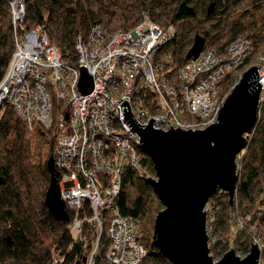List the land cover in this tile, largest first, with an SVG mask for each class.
<instances>
[{
    "label": "built area",
    "instance_id": "2783aa9c",
    "mask_svg": "<svg viewBox=\"0 0 264 264\" xmlns=\"http://www.w3.org/2000/svg\"><path fill=\"white\" fill-rule=\"evenodd\" d=\"M10 3L17 27L25 3ZM144 14L129 29L92 24L86 37L76 39V64L64 59L43 24L17 30L15 50L0 82V106L10 103L29 132L40 125L54 138L52 156L59 171L61 197L74 213L72 235L86 239L87 225L96 229L92 252L85 256L87 264H94L105 222L109 236L106 264H139L147 253L140 239L139 218L122 213L115 202L124 169L139 166L142 157L140 134L124 121L122 101L128 100L140 124H148L150 117H155L153 127L162 130L171 125L204 128L217 120L227 93L239 82L240 76L234 73L249 65L245 59L254 51L251 40L245 37L236 38L222 50L203 47L196 58L179 67L178 83L170 84L165 74H158L155 55L174 33V26L159 25ZM254 64L262 83L261 100L264 53ZM81 68L93 78L89 92L80 90ZM226 73L231 77L224 94L222 79ZM54 97L69 110L61 109L54 116ZM206 209L209 215L214 213L209 201Z\"/></svg>",
    "mask_w": 264,
    "mask_h": 264
},
{
    "label": "trees",
    "instance_id": "16d2710c",
    "mask_svg": "<svg viewBox=\"0 0 264 264\" xmlns=\"http://www.w3.org/2000/svg\"><path fill=\"white\" fill-rule=\"evenodd\" d=\"M23 1L25 13L21 25L15 27L11 0H0V82L15 50L17 30L43 24L64 59L76 64V39L86 37L92 24L129 29L142 20L144 12L154 23L174 26V33L155 55L158 74H165L170 84L178 83L179 67L189 60L187 50L196 34L204 37L205 48L222 50L236 38L245 37L251 40L254 53H264V0ZM230 77V73L224 75L222 89ZM53 103L54 116L61 109L69 110L56 97ZM181 106L185 108L183 101ZM31 133L43 137L49 147L41 145L35 152ZM246 135L247 144L236 155L238 177L232 210L224 190L209 199L214 212L212 220L207 217L212 229L209 247L214 258L232 246L245 255L251 241H256L259 262L264 264V97L257 122ZM53 145L54 138L46 129L39 125L29 132L10 103L0 106V264H87L85 256L96 242L95 227L88 224L86 239H75L70 229L74 213L69 206L65 205L68 216L57 219L45 203L51 177L46 156H52ZM139 150L140 165L126 166L115 202L122 213L139 218L140 239L147 248L139 264H172L153 243L154 219L163 204L148 178L156 175L153 161L142 147ZM108 243L105 222L94 264H106Z\"/></svg>",
    "mask_w": 264,
    "mask_h": 264
},
{
    "label": "water",
    "instance_id": "95a60500",
    "mask_svg": "<svg viewBox=\"0 0 264 264\" xmlns=\"http://www.w3.org/2000/svg\"><path fill=\"white\" fill-rule=\"evenodd\" d=\"M213 8L210 4L208 11ZM205 39L196 34L187 50L196 58ZM255 64L244 70L220 108L217 120L204 128L183 129L172 125L168 130L140 124L131 112L128 100L122 104L124 121L140 134L143 150L153 161L156 177H148L163 208L154 221L153 243L172 264H258L260 246L256 241L245 255L234 247L219 259L210 253L205 206L218 190L228 192L230 209L234 205L237 182L236 155L246 146L247 135L256 124L262 83ZM82 92L93 88V78L81 68ZM68 116V115H67ZM51 172L45 203L57 218L68 216L61 197L53 156L47 159Z\"/></svg>",
    "mask_w": 264,
    "mask_h": 264
},
{
    "label": "rangeland",
    "instance_id": "374dc122",
    "mask_svg": "<svg viewBox=\"0 0 264 264\" xmlns=\"http://www.w3.org/2000/svg\"><path fill=\"white\" fill-rule=\"evenodd\" d=\"M145 14L143 13V16H144ZM111 29H117V28H114V27H112ZM194 41V40H193ZM192 44H193V42H192ZM261 54H263V52L262 53H254V51L251 53V56H250V58H248L249 59V61L248 62H246V64H249V65H253L254 64V62H256V61H258V59H259V57L261 56ZM251 62V63H250ZM249 65L247 66V65H245V67H243L242 69H240V70H238L236 73H234V75H239L240 76V78H241V76H242V73L244 72V70L246 69V68H248L249 67ZM256 65V64H255ZM240 80V79H239ZM230 85V84H229ZM229 85H227V86H225V89L223 90V93L224 94H226V92L228 91V89H229ZM233 89V88H232ZM232 89L227 93V95H226V98H227V96L229 95V93L232 91ZM225 98V99H226ZM224 102H225V100H224ZM30 136H31V138H32V140L34 141L33 143H34V150H35V152H37V150H39V147H41V145L42 146H44L45 148H48L49 146H46V142L44 143V138L43 137H41V136H39V135H36V134H29ZM46 141V140H45ZM48 144V143H47ZM43 151H45V150H43ZM47 157H50L49 156V154L46 156V158ZM209 208V206L207 207V209ZM206 209V206H205V210H207ZM209 210H208V212H206V214H207V216L209 215ZM157 215V214H156ZM156 217V216H155ZM154 221H155V219H154ZM211 227L210 226H208V218H207V233H208V236H209V233L211 232ZM219 233L220 232H218V235H219ZM213 235V234H212ZM210 242V241H209ZM210 244V243H209ZM233 247V246H232ZM91 252H92V250H91ZM211 253V252H210ZM239 254V253H238ZM222 256V255H221ZM220 256V257H221ZM243 256V255H242ZM220 257H216L215 259H219Z\"/></svg>",
    "mask_w": 264,
    "mask_h": 264
},
{
    "label": "bare ground",
    "instance_id": "6f19581e",
    "mask_svg": "<svg viewBox=\"0 0 264 264\" xmlns=\"http://www.w3.org/2000/svg\"><path fill=\"white\" fill-rule=\"evenodd\" d=\"M10 63V62H9ZM223 104H224V102H223ZM222 104V105H223ZM222 107V106H221ZM56 170H57V168H56ZM57 174H59V171L57 170ZM58 179V178H57ZM59 184V183H58ZM60 188V187H59ZM60 193H61V191H60ZM65 205H66V203H65ZM209 219H213V214L212 215H209V216H207ZM209 237V236H208Z\"/></svg>",
    "mask_w": 264,
    "mask_h": 264
}]
</instances>
